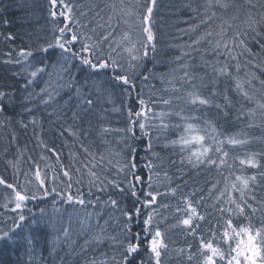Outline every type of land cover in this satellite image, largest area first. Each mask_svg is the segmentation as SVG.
Segmentation results:
<instances>
[{"label":"trees","instance_id":"16d2710c","mask_svg":"<svg viewBox=\"0 0 264 264\" xmlns=\"http://www.w3.org/2000/svg\"><path fill=\"white\" fill-rule=\"evenodd\" d=\"M64 1L68 4L70 0ZM72 1L75 3V10L76 8L79 9L76 10L75 13L72 12L75 15L71 16V18L76 17L75 19L80 22L79 25H84V27L80 26L81 29H77L78 35L80 33L89 35V33L92 32L91 30L95 28L93 37L97 39V32H105L107 29L98 27L97 25L105 24L106 16H108L107 13L110 8L109 6L116 4L120 0H104L106 2L104 6L98 5V0ZM142 1L144 3V0ZM205 3L206 0H156L151 22V24L153 23L156 49L154 53L149 50L153 55L147 63H149V65L151 64V67L153 63H158L159 66L157 68L152 67L148 74L142 71L138 73L140 76L136 77L138 74L135 75L134 83L136 84V88L132 95V101H130L131 98H128L125 92L123 93L124 100L127 98L130 101V107L137 108L139 106L138 103L135 107L133 105V102H137V94L142 98H146L143 95V93L145 94V90L143 87L141 88L142 83L148 88L149 95L154 97L153 100L159 101L161 97H171L172 105L174 106L185 102L187 94L186 88L191 87L192 84L195 85L194 91L199 90V92H205L208 90L210 92L212 87L210 82L204 80L205 71H214L216 66L219 67V64L223 65L226 59L223 55L217 56L212 51L211 46L204 44L202 47L207 49L206 52L197 51L192 53L191 57H185L180 61L176 60V57L180 55V49L176 46L188 40V37L184 35L182 30L199 21L204 12ZM230 3L237 6V8H229L227 12L213 9V11L217 12V19L213 23V28L218 30L217 25L222 22L219 17L223 16L224 20L233 25V28L227 29V24H225L228 35H232V33L237 30H244L247 27L245 23L247 17L244 12L246 0H230ZM253 3H255L257 7L252 9V11L257 14L256 18L259 19L260 15H264V7L261 6L264 5V0H253ZM96 4L101 14L100 11L95 9L97 7ZM81 9L84 10V12H82ZM55 10L59 12L63 9L59 10L57 7ZM102 10H105L106 13H103ZM237 10L239 13L238 18L232 20L231 16L236 14ZM51 11H53V7L50 0H0V92L7 94L3 100V103L6 104L5 111L0 113V177H3L10 183L18 184L19 186H23L26 180L31 181L28 187L35 189L38 181L35 179L33 173L38 167L42 176L47 174L49 177V186H55L58 191H61L67 189L66 178L59 175L58 180L52 181L51 177L61 173L62 164L72 176V188L68 190L75 196L77 194V189H79L84 198L86 197L85 192L90 188L89 181L93 178L88 176L84 181L82 172L85 170L83 168L89 169V167H92L93 163L98 162L96 158L93 160L91 156L84 153L81 144L87 147L91 153L93 150L97 153L101 152L102 150L100 147L103 146L105 142L108 143V145L113 144L110 138L106 137L105 132L101 134L102 126L108 125V129L111 131L121 130L123 127H120V124L123 122L124 115L121 116L123 117L121 121L118 114L115 116L105 111L107 106L103 101V97H109L110 93L109 98H111V100L115 99L117 97L115 91L118 85H112L114 87L112 88L111 83L104 80L101 85V91L98 94L93 87V81L96 78L94 76L93 81L91 80L90 83L87 84V86H90L85 88L82 86L84 88L82 91L85 93L91 91L94 104L100 103V106H94L93 104V108L98 112L91 111L88 114H84L81 111L85 105H82L79 98L75 96L73 99L69 100L68 97L64 94L57 93V91L54 92L52 96L54 98V96L58 94L60 97L45 103L44 101L48 98V95H45V93L43 95H37L40 86L42 83H45L43 76L40 75V77L34 79L31 84L27 83L28 80L32 79L29 76V72H31L32 69L40 67L41 61L44 63L41 57L42 53H38L37 49L41 45H46L48 42L54 40L55 35L51 33L59 37L60 34H57V29L64 26V24H61V26L58 24L59 21H63V18L59 15L55 18L52 17L50 14ZM82 13H85V15H82ZM96 13H99V16H97ZM109 13L112 14L111 11H109ZM101 17H103V19H101ZM260 29L262 33H264V22L261 23ZM118 31L119 28H116V32L113 33V35L117 36ZM10 36L12 39H9ZM257 39H260V37ZM107 43L108 42L105 41L102 45L105 53L108 52ZM246 43L255 55L249 56L245 53L243 56L239 57L241 65L239 72H237L235 68L236 61L228 60V70L231 75L222 76L224 80L222 81L227 88L221 87L216 91L220 95L216 96L218 97L216 103L222 106L225 105L224 97L227 96L231 99V107H220L221 109L216 107V110L214 109L213 112L207 107V109L203 111L202 119L205 122L210 120V122L217 124L222 138L238 137V139H246L248 141L243 147L248 148V150L254 153L251 156H255L260 167L253 168L254 170H247L245 171L246 175H243L250 177L254 175V173H258L255 183L252 185L250 182V191H246L244 195L245 201L253 204V206L257 208V212L250 214V210L246 209L245 215L250 214L252 224L259 227L261 222L264 221V212L261 211V209L264 208V175H261V173H264V134H262L264 130L258 127L259 124L257 122L259 120L256 119L254 121V118H250L247 114L243 115V118H239L238 123L231 120V117L235 116L241 108L249 109V106L244 104V102L238 106L233 103V98L238 102H242L241 100L243 99L235 90V81L233 77L240 78V74L245 70L244 68L247 66L252 67V64L258 63L257 65H260V67L264 66V51L252 41L251 36H249ZM22 49L32 50L34 55L27 59H23L19 55ZM237 51L240 50L237 49ZM217 61H219V63H217ZM247 61H251V63H247ZM145 62L146 61L143 59L137 62V67L134 71L138 70ZM185 62L188 63L189 67L187 69H182L183 67H181V65ZM125 63L123 59L121 64L124 66ZM200 63L204 64L203 67L200 66ZM25 69H27V71ZM177 69H179L177 74L170 73ZM242 69L244 70L241 71ZM185 71H187L190 76L194 77L192 84L185 83L180 79ZM102 72L109 71L102 70L99 74ZM212 74L215 76L217 75L215 71ZM145 76L147 79H144ZM259 76L264 80V73H259ZM161 77H164V79H161ZM172 77H175L172 83H174L177 88H180V92H173L170 90L168 79ZM165 88H169V91H165ZM245 88L250 92L252 91L248 85ZM256 98H260L258 92H256ZM153 100L146 102H152ZM249 105L252 104L250 103ZM123 106L124 105L121 104L119 108L122 109L121 112L124 113ZM225 112H227V115H225ZM73 113H77L79 118H74ZM219 113H221L223 117H221ZM213 114H215L217 118ZM116 121H119V123L110 124ZM100 122L102 124H100ZM245 122H251V125L244 124ZM126 126L127 124L125 128ZM69 129H71V132L78 133L79 138L72 135ZM98 130L100 131L98 132ZM139 132L140 131L136 129V143L140 144L139 147L142 150L145 147L149 149V137H144L143 134H138ZM206 143H208V141H206ZM222 148L224 151L234 156H240L241 154L238 145L228 146L225 144ZM49 149H54L55 153L49 151ZM150 149L154 151L156 149L155 145L154 147L152 146V141ZM55 154H59V162L56 160ZM135 154L138 155L135 164L139 167L137 168L138 173L136 175L141 177L139 182L133 179V183H138L135 189L137 192L136 197H133L131 195V189H127L126 187L124 193L122 192L123 195L122 193L117 194L116 197L111 195L105 200H100L109 202L111 199L118 202V206L113 207L115 210L112 212L108 211L104 214L101 211V203L94 201L95 199L92 200L95 202L94 206L93 203L91 205H84V207L79 204L70 203L71 205L68 208L70 210H67V208L61 210L67 211L65 213L70 211L71 215H74L76 210H79L80 213L86 210L85 219L90 220L89 218L96 215L99 219H102L99 221L98 226L91 225L85 232H82L79 224L72 222V220H66L62 228L60 227L61 222L56 223V226L49 222L53 217L50 212L56 214L62 207V203L65 202L61 199L59 203L50 198L30 201L22 212L25 216V220L20 222L17 216L20 213L18 211H10V209L14 207V203L10 202L11 197L7 199L5 194L1 192L8 191L7 195L9 196L11 195V190L0 185V234L9 232V235L12 237V239L0 240V264H88L93 257L98 260L107 257L108 264H115L111 258L115 256L116 261L122 260L123 255H126L124 252L126 244L128 243L126 236H131L132 242H135V233H140L141 247L137 253H133L128 257V264H155L152 254L146 246V241L143 239L145 236L143 220L146 218L150 209L145 207L142 201L145 199L144 193L153 191V181H156L157 178L155 176L156 169L158 168L160 172H164L162 169L163 161H156L152 157V154L149 155L147 153L146 157V153L144 154L143 152ZM210 155L213 156V154ZM213 157L215 158V156ZM144 162L147 165L151 162L153 165L151 170L147 166L140 167L142 165L141 163ZM13 164L15 168L12 167ZM105 166H107V164H105ZM77 169H79V171H77ZM184 169L187 168L181 166L175 167L169 164L170 178L174 180L178 177L177 175L180 174L179 172H184ZM225 170L226 168H218L215 165L208 167L206 165H200L197 167V170L187 172V174L182 177L179 176L176 180L172 181L170 183V190L165 192L158 191V193H167L166 195H159L156 204L151 206L154 217L153 224H158L160 230L164 233V240L167 244V248L162 249L160 264H197L199 259L197 256L198 245L201 237H203L204 241L211 240L214 244H219V238L224 228L225 219L231 218L233 225H240L248 222L244 219V216H238L235 213L230 214L227 211L228 208L232 207L231 204L226 203L228 197L224 201L222 207H216L219 202L216 200V196L221 189L220 187L213 189L214 184L212 181L215 180L209 182V180H205V176L209 172L214 175L215 172H218V175L225 174L223 173ZM111 172L112 171H110L108 175ZM25 173H27V175H25ZM150 175L152 187L148 188V177ZM100 176V179L105 182L104 175ZM77 180L80 181L79 184L76 183ZM61 181H63V183ZM108 182H111V180H108ZM171 189H175L176 195L171 194ZM153 192L157 193L155 191ZM112 193L113 191L111 190V194ZM239 196L240 194L234 195V198L237 199L238 202ZM137 197H139V200ZM252 197H255V199H252ZM84 199L86 202L88 201L87 198ZM187 200H191L198 213L204 216V220L199 221L195 218L193 219V225H199V227H195L196 235H192L188 229L182 228L177 232V236L175 237L168 229L172 228L175 224L181 225L179 221L187 215L183 210ZM4 205L7 206L5 207ZM138 207L140 208V216L138 218L133 216L132 221L128 222L124 213H134L135 209ZM220 208H224L225 211L221 213L218 211ZM40 209L44 210L39 213L38 210ZM5 212L10 213L14 217ZM33 213H35V219L29 220V215ZM161 216H165L166 218H160ZM162 219L164 220L161 222L160 220ZM44 221H48L50 224L47 225L48 223ZM16 223H19L20 227L12 230ZM129 223L131 227L130 234L125 231V226ZM66 227L69 230V238L67 239L63 235V231ZM101 229L104 230L106 236L114 237L115 239H105L102 244L91 243L86 247V250L82 251L81 246L85 244V240H90L91 237ZM213 234H215V238H213ZM27 237H31L32 239L31 246L28 244ZM55 237L60 238L59 242L53 243ZM71 241H75V244H72ZM221 246L227 247L223 244H221ZM181 249L183 252L180 251ZM189 252L193 254L194 258L192 261L187 259Z\"/></svg>","mask_w":264,"mask_h":264},{"label":"snow or ice","instance_id":"6c2138e0","mask_svg":"<svg viewBox=\"0 0 264 264\" xmlns=\"http://www.w3.org/2000/svg\"><path fill=\"white\" fill-rule=\"evenodd\" d=\"M50 3L53 7V11H51L52 17H63L65 21L71 22V14L73 12V8L69 6V4L65 3L64 0H50ZM61 5L63 10L57 12L55 9L57 5ZM156 5V0H144L143 12L140 14L139 24L141 26V32L143 33V39L139 38V33L136 34V38L133 36L132 25L129 24L128 19L124 17H129L133 15V12L130 9H121V18L119 20L116 19L115 16L110 15L108 19L105 21L107 24V29L104 34L101 35L98 39H94L92 35H84L83 33L77 34L76 31H73L72 28L69 27V23H65L63 27L57 29L59 32V37L56 38L52 42H48L46 45H41L38 49V53L44 54L43 59H47L50 55V50L59 49V60L64 62L76 61L79 63L81 67L89 69L92 73H100L103 71L111 72V79L115 81L118 86H120L123 91L127 94L128 98H131L133 92L136 88L135 80V68L137 67V62H139L143 57H147L149 55V50L153 53L155 52V35L152 31L151 27V18L154 7ZM264 7V5H261ZM257 5L253 3V0H246V7L244 9L246 15V25L247 27L244 30H237L232 33V35H228L227 29L233 28L231 23L223 19V16L219 17L222 21L217 25V29L213 28V23L217 19V12L213 11V9H219L224 12H227L229 8H237L234 4L230 3V0H206L204 5V12L202 13L199 21L197 23L189 25L186 29H183L182 32L184 35L188 37V40L181 45H177L180 49V55L176 57L177 61L184 59L185 57H191L192 53L201 51L206 52L207 49L203 48L204 44L211 46L212 51L217 55H223L226 59L222 66L214 68L217 76H230L229 65L227 63L228 60L236 61L235 68L236 71L240 70V62L239 57L243 56L247 53L249 56H254L255 54L252 52L251 48L248 47L246 41L249 36H251L252 41H254L258 47L264 51V33H262L260 29V25L264 22V15H260L259 19L256 18L255 13H253L252 9H255ZM113 11H115V5H112ZM238 10L237 13L231 16L232 20H236L238 18ZM85 15V13H82ZM99 16V13H96ZM103 19V17H101ZM77 25L80 22L77 20L75 22ZM120 24L128 25V30L121 28V34L117 37L114 36L113 33L116 32V28L120 27ZM225 24H227V29L225 28ZM84 27V25H80ZM98 27L104 28V24H98ZM93 33L95 32V28L91 30ZM260 37V39H257ZM9 39H12L10 36ZM182 39V37H181ZM107 41L108 52L105 53L103 50V42ZM117 49H121L122 53H127V61L126 67L118 62L112 56L113 52H116ZM239 49L240 51H237ZM20 57L23 59H27L28 57H32L34 55L32 50H21L19 53ZM219 63V61H217ZM247 63H251V61H247ZM48 65L41 61V66L37 67L34 71L29 72V76L31 78L37 77L39 73L45 72ZM52 67L55 69L56 64H53ZM181 67L187 69L189 67L188 63L185 62ZM255 67H260V65H255ZM27 71V69H25ZM61 71H67V68L64 65H61ZM264 71V69H262ZM247 79H241L239 77H233L235 84V90L238 94L243 97L247 101H254L256 104V108L249 109L247 115L249 117H254L256 115V110H261V116H264V80H259L254 72L248 73ZM194 77L190 76L187 71L184 72L183 76L180 77L185 83L192 84V80ZM144 79H147L145 76ZM164 79V77H161ZM168 79V84L170 85V90L173 92H180V88H177L172 80ZM253 80H258L261 88L257 90L253 85ZM33 82L32 79L28 80L27 83L31 84ZM103 81H93V87L95 91L99 94L101 91V85ZM248 85L251 88V92L245 88V85ZM64 85H61L63 87ZM69 88L74 89L75 96L79 98L82 105H85L81 109L84 114H88L93 110L94 99L92 98V92L88 91L87 93L82 91V86L76 81L75 77H72L71 80L67 83ZM83 87H87V81H85V85ZM195 88V85H193ZM165 91H169V88H165ZM260 91V98H256V92ZM217 93L213 90L212 95H216ZM6 93L0 92V113H3L6 108V104L3 103L4 97ZM110 97V93H109ZM53 99V96L49 94L48 98L44 101L45 103L50 102ZM137 103L139 105V110H133V108H127V126L123 131H126L130 137L135 138L136 129L139 128L141 133L144 136L149 137L148 147L151 148V128L159 127L160 129L166 130L169 128V123L167 122V118L171 117L173 114L178 116L180 120L184 123L182 125V134L176 140L171 141V145L174 148H179L180 152H186L187 156L181 159V164L187 163L192 167H199L200 165L212 166L215 165L218 168L223 167L226 163V158L228 157V152L224 151L222 145L225 143L224 140L217 139L216 129L209 125L208 129H204V134H201V129L198 125L191 123L192 119L195 117L185 116L182 111H173L172 109V98H163L161 97L158 101L165 107L161 110L154 111V103H148L143 99L139 94L136 96ZM225 105L216 106L220 107H231V99L227 96L224 97ZM186 102L191 105H201V106H209L212 101L210 98L202 96L197 91H189L186 94ZM227 115V112H225ZM74 118H79L77 113H73ZM158 121V124H150L149 121ZM34 123V121H33ZM71 132V129H69ZM102 132H109L110 129L102 127ZM72 135L77 136L79 138V134L76 132H71ZM206 139L208 143H206ZM248 141L245 139H236L235 137L228 138L227 144L236 146V145H244L247 144ZM81 148L88 156H91L93 160H95V156L93 153L89 152L88 148L81 144ZM135 149H133L134 151ZM55 153L54 149H49ZM218 153L219 157L214 158L211 153ZM56 155V160L59 162V154ZM43 158V157H42ZM104 157L101 156L100 160L103 161ZM241 165H248L252 168L260 167L259 163L255 159V156H250L247 160L240 159ZM11 163V162H10ZM128 165H126L127 167ZM15 168V165H12ZM87 167V166H86ZM96 164H92V168H95ZM131 168H135V163H131ZM149 169L153 167L151 162L147 165ZM61 173L54 175L51 177L52 181H56L59 179V175H62L66 178L67 181V189L58 191L57 187L49 186L48 180L49 177L47 174L44 176L41 175L40 169L37 167L33 173L35 179L38 181L35 189L28 187L31 184V181L26 180L23 186H19L18 184H13L6 181L3 177H0V185L5 186L7 189L11 190V203H14V207L12 211H18V220L23 222L25 220V216L22 214L23 209L28 205L30 201H35L38 199H46L49 196H53L55 198H59L64 200L66 203H75L81 206L85 205L86 201L83 198L80 190L77 189V194L74 196L71 191L68 189L72 188V176L70 172L64 168L61 164ZM79 171V169H77ZM123 171V169H121ZM27 175V173H25ZM88 175L93 179L89 181L90 188L89 193L91 194V187H96L97 191L103 192L105 189L104 181L100 179L99 175L95 171L89 170ZM264 175V173H261ZM134 179L136 182L141 180V177L135 175L133 173ZM106 179V178H105ZM149 183L148 188L152 187L151 183V175L148 177ZM236 181L231 184V190L234 192H239V202L237 199L233 198L231 195L228 196L226 203L234 205V207L228 208L227 211L231 213H235L238 216H244V219L247 220V223H242L240 225H233L232 219L228 218L224 220V228L222 234L220 236V243L214 244L211 240L204 241L203 237L200 239V243L198 245L197 256L199 257L197 264H264V221L261 222L260 226L257 227L252 224L250 219V214H254L257 212V208L253 206V204L247 203L244 199V195L246 191H250L249 185L251 183H255L256 176L252 175L250 177L237 176ZM63 183V181H61ZM77 184L80 183L79 180L76 181ZM116 187L119 191L123 192L124 189L120 188L119 184L112 181L110 182ZM239 185V187H238ZM138 183H133L129 181V188L131 189V195L133 197L137 196L136 188ZM216 186L213 185V188ZM228 186L226 185L223 190H221L217 196V201L220 200L225 194L228 192ZM167 193H154L153 191H147L144 193L145 199L142 201L143 205L150 209L146 218L143 220V230L145 232V236L143 239L146 241V246L152 257L155 261V264H160V257L162 254V249L167 248V244L164 240V233L160 230L158 224H153V210H151V206L156 204L157 197L159 195H166ZM171 194L175 195V189H171ZM139 200V197H137ZM255 199V197H252ZM96 201H99V197L96 198ZM88 203L95 202L88 201ZM109 203L111 206L116 207L117 202L115 200H110ZM5 207L7 205H4ZM249 209L250 214L245 215V210ZM187 215L185 218H182L179 221V224L183 225L186 229L190 231V234L196 235L195 227H199V225H193V219L202 221L204 220V216L198 213L196 207L193 206L191 200H187L185 203V208L183 209ZM43 211V210H42ZM221 213L225 211L224 208L218 209ZM264 212V208L261 209ZM128 222H131L133 216L137 218L140 216V208H136L134 213H124ZM84 224H88V220L83 221ZM20 224L16 223L13 226L15 228H19ZM126 233H131L130 223L125 226ZM64 237L69 238V230L67 228L63 231ZM213 238H215V234H213ZM12 239L9 235V232H3L0 234V240ZM28 244L32 245L31 237L26 238ZM59 237H55L53 243L59 242ZM105 239H115L114 237H108L105 235L104 230L96 232L90 240H85V244L81 246V250H86V247L91 243L102 244ZM128 239V243L124 249L126 255H123L122 260L116 261V257L113 256L111 259L115 262V264H128V257L133 253H137L141 247V236L140 233L134 234L135 242H132L131 236H126ZM72 244H75V241H71ZM221 244L226 245L227 247H222ZM183 252V250H180ZM193 254L189 252L187 259L189 261L193 260ZM88 264H108V259L105 257L104 259H97L93 257Z\"/></svg>","mask_w":264,"mask_h":264},{"label":"rangeland","instance_id":"374dc122","mask_svg":"<svg viewBox=\"0 0 264 264\" xmlns=\"http://www.w3.org/2000/svg\"><path fill=\"white\" fill-rule=\"evenodd\" d=\"M68 4H69V6H71L73 8V13H75L76 10L79 9V8H76V10H75V6H74L75 3L72 0L68 1ZM97 4L104 6L106 4V2L104 0H101V1L98 0ZM97 4H96L97 7L95 9L100 11ZM113 5H115V11H113L112 6L110 5L109 6L110 8H109L108 13H107L108 16H106V20L108 19V17L110 15L115 16L116 19L119 20L121 18V9L122 8L126 9V10L130 9L133 12V15L129 16V17H124V18L128 19L129 24L132 25L134 38H136V34L139 33V38L143 39V33L141 32V26L139 24L140 14H142V12H143V5H144L143 1L142 0H124V1L120 0L116 4H113ZM57 7L59 8V10L63 9L62 6H59V4L57 5ZM81 11L84 12V10H82V9H81ZM109 11H111L112 14L109 13ZM102 12L106 13L105 10H102ZM73 13L71 14V16L75 15ZM100 14H101V11H100ZM153 14H154V10H153L152 15ZM75 18L76 17L71 18L70 23L68 21H65L63 18V21H59L58 24H59V26H61V24L69 23V27L72 28L73 31H76L78 34L77 29H81V27H80V25H77L75 23L77 21ZM151 22H152V18H151ZM104 25H105L104 29H106L107 24H104ZM152 25H153V23L151 24L152 31H153ZM117 28H119L118 35H117V37H118L121 34V28L128 30V25L120 24V27H117ZM94 33L91 32V33H89V35L94 36ZM51 34L55 35L54 40L56 38H58V36L56 34H54V33H51ZM57 34H59V32H57ZM103 34H104V32H102V31L97 32L96 38L98 39V37H100ZM112 55L115 59L118 60L119 63H121L123 61V59L125 62L128 59L127 53H122L121 49H117V51L114 52ZM152 55H153V53L149 52V55L147 57L142 58L146 62L138 70L135 71V75L138 73H141L142 71L145 74H148L152 67L157 68L159 66L158 63H153L152 67H151V64L149 65V63H147L148 61H150ZM43 56H44V54L41 55L42 59H43ZM48 58H47L48 60L43 59L44 63L48 65L45 72L39 73L37 75V77L32 78V80H34V79L40 77V75L44 77L45 83H42V85L40 86V89H39V93L37 95H43L45 93V95L49 96V94L53 95L54 92L57 91V93L64 94L66 97L69 98V100L73 99L75 97L74 89L69 88L67 86V83L71 80L72 77H75L76 81L81 86L85 85V81H87V84H89L91 80L93 81V76L96 77L94 81H104L105 80L106 82H110L111 86L115 85V84L118 85L115 81H113L110 78L111 72H102L101 74L92 73L89 69L81 67L79 65V63L76 61H71V62L66 63L64 61L59 60V49L51 50ZM263 58H264V56H263ZM258 59H259V57H258ZM53 64H56L55 69L52 67ZM62 64L64 65L65 68H67V71H61V65ZM257 64L258 63L252 64V67L247 66L244 68L245 70L242 69L241 71H243V70L244 71L242 72V74H240V78L241 79H247L248 78L247 74L254 72L256 74V76L259 78V80H262L261 77L259 76V73H262V74L264 73V71H262V69H264V66L256 68L255 65H257ZM203 65H204L203 63H200L201 67H203ZM124 66L126 67V63L124 64ZM220 66H222V64H219V67ZM216 68H217V66H216ZM182 69H184V68H182ZM34 70L35 69H32L31 71H34ZM258 70H259V72H258ZM209 71L210 72L205 71L204 80L210 82L211 87L213 89L211 88L210 92L208 90L205 92H199V90H197V92H199V94H201L202 96L211 98L210 100L212 101V103L209 106H201L199 104L191 105V104L186 102V97H185V102L183 104H180V105L176 104L175 106L172 105V109L174 112L175 111H182L185 116L195 117V119H192L190 122L199 126V128L201 129V134H204L203 130L208 129L209 125H211L212 127H214L216 129V133L218 134L217 139L218 140H224L225 143L223 145L226 144L228 146H232V145L227 144L228 137L222 138V135H220L221 132L219 131V127L217 124H214V122H210V120L205 122L202 119L203 118V111H204V109L206 110L207 107L210 108L212 110V112L214 109L216 110V107H217L216 105L218 104V103H216L217 98H218L216 96L219 95V93L216 92L217 89L218 88L220 89L221 87H223L225 89L227 88L225 83H223L224 80H223L222 76H217V75L215 76L212 74L214 72L213 70H209ZM178 72H179V69L174 70L170 73L177 74ZM99 75H101V76H99ZM97 76H99V77H97ZM138 76H140V74H138L136 77H138ZM61 85H64V86L61 87ZM193 85L194 84H192L191 87L186 88L187 92L194 91ZM253 85L255 86V88L257 90H259L261 88L258 80H253ZM89 86L90 85H88L87 87H89ZM246 86H247V84L245 85V87ZM142 87L145 90V94L143 93V95L146 97L143 99H145V101L153 100L154 97L149 95V90H147L148 88L145 86L144 83L141 84V88ZM84 88L82 87V89H84ZM112 88H114V87L112 86ZM213 90H215V92L217 93L216 95H212ZM153 91H155V90H153ZM115 92L117 93V97L113 100H111V98H109L108 96L103 97V101L107 106L106 110L105 109L104 110L107 113H110V114L115 115V116L118 114L119 119L121 121H122V118L124 117L123 122H121L122 124H120V127H123V128H121V130H118V131H114V130L111 131L110 130L109 132H105L106 137L110 138V140L112 141L113 144L108 145V143L105 142L103 144V146L100 147V149L102 150L101 152L97 153L94 150L92 151V153L94 154V156L98 162V163H95L96 164L95 168L89 167V169H86V168H83L82 164H81V167L85 170L82 172V178L84 181L89 176L88 175L89 170L95 171L99 175L100 178H101L100 175H104V180H105L104 191L99 192V191H97L96 187H91L92 188L91 194L89 193V189H88L85 192L86 197H84V198H87L88 201L89 200L92 201L94 199H95L94 201H96V198L99 197L98 202L101 203V211L104 214L108 211L112 212L115 209H113V206H111V204L109 202L100 201V200H105L107 197H110L111 195L116 197L117 194L122 193L116 187H114L112 183L108 182V180H111V182L114 181L117 184H119L120 188H123L124 191H125L126 187H127V189H129V181L133 182V179H134L133 173H135V175H136L138 173L137 168H139L137 166L135 168L130 167L131 163H133V162L135 163V160L138 159V155L135 153H140V152H143L144 154L146 153L145 157H146L147 153L149 155L152 154V157L156 161H163L162 162L163 163L162 169L164 172L162 173V172H160V170L158 168L156 169V175L155 176L157 178H156V181H153L154 182L153 191H155V192H158V191L165 192V191L170 190V185H171L170 183L172 181L176 180V178H178L179 176L182 177L183 175L187 174V172L197 170V167L194 168V167L188 165L186 162L181 164V162H180L181 159L183 157H186L187 153L186 152L182 153V152H180L178 147L174 148L171 145V141L178 139V137L182 134V125L184 122L182 120H180V118L178 116L173 114L171 117L167 118V122L169 123L170 126L166 130L160 129L159 127H154V128L150 129V131L152 132V136H151L152 146L153 147H154V145L156 146V149H155L156 152L154 150H151L150 148L148 149L146 147L142 150L139 147L140 144L136 143L137 142V137H136L137 134L135 135V138H132V137H130V135L126 131H123L125 129V125L128 123L127 108L130 107L129 103H130V101H132V97H131L130 101L127 98H126V100H124V95H123L124 91L120 86L117 87ZM257 92L259 93V95H261L260 91H257ZM58 97H60V95L57 94L54 96L53 99L55 100ZM241 101L242 102H238L235 98H233V103H235L237 106L240 104H243V102H244V104L249 106L248 107L249 109L256 108V104L254 101H247L244 98ZM148 103H154V111H157V112L165 107L164 105H162L161 103H159L158 101H155V100H153L152 102H148ZM250 103L252 105H249ZM121 104L124 105L123 106L124 113L121 112L122 109L119 108V105H121ZM133 105L135 107V105H137V102L136 101L133 102ZM94 106H100V103H95ZM131 108H133V107H131ZM249 109L241 108L237 112V114H235V116L231 117V120H234L235 123H238L239 118H243L242 116L247 114ZM133 110L134 111L139 110V106L137 108H133ZM92 111L98 112L94 108ZM260 112H261V110L257 109L256 115L254 117H250V118H254V121L256 119L259 120L257 122L259 124L258 127H261V129L264 130V121H263L264 116H261ZM221 113H219V115L221 117H223V115ZM213 115L217 118V116L215 114H213ZM121 116H123V117H121ZM118 123H119V121L111 122L110 124H118ZM149 123L150 124H158V121H151L150 120ZM100 124H102V123L100 122ZM244 124L251 125V122H245ZM102 127L108 128V125H103ZM220 127H221V125H220ZM137 129L139 130V128H137ZM99 131L100 130H98V132ZM102 133L103 132L101 131V134ZM115 134H117V135H115ZM138 134L141 135L142 134L141 131ZM262 134H264V133H262ZM235 138L238 139V137H235ZM206 141H208V140L206 139ZM223 145H222V147H223ZM238 146L240 147V150H241L240 156H238V155L234 156V155H231L230 153H228V157L226 158L225 166H223L224 168H226V170L223 171V173H225V174L218 175V172H215V175H214L213 173L209 172L205 176V180H209V182L212 180H215V181H212V183L216 187H220L221 190H223L226 185L228 186V189H229L228 192H225L224 196L222 198H220L221 200H219L216 207H222L224 201L227 199V197L229 195H231L234 198V195L240 194L239 192L232 191L231 187H230L232 183L237 182L236 181L237 176H243L244 174L246 175L245 171H247V170H251V169L254 170L252 167H249L246 164L241 165L239 162L240 159L247 160L254 153L252 151L248 150V148L243 147V146H245V144L244 145H238ZM133 149H135V150L133 151ZM211 154H213V156H215V158L219 157L218 153L213 152ZM241 155H242V157H241ZM101 156L104 157L103 161L100 160ZM105 164H107V166H105ZM141 164L142 165L140 167L147 166V164L145 162L141 163ZM169 164H171L172 166H175V167H178V166L186 167L187 169H184V172H179L180 174L177 175L178 177H176L174 180H172L170 178V175H169L170 174L169 173L170 172ZM126 165H128V166L126 167ZM121 169H123V171H121ZM110 171H112V172L108 175V173ZM193 174H191V175H193ZM254 175L256 176V178L258 177V173H254ZM244 177H247V176H244ZM258 180H259V178H258ZM252 185H253V183H252ZM238 187H239V185H238ZM249 188H250V186H249ZM111 190L113 191L112 194H111ZM124 191H123V193H124ZM1 192L5 194L7 199H10V197L12 199L11 195H9V196L7 195L8 191H1ZM123 193H122V195H123ZM218 194L219 193H217V196H218ZM47 198H50L57 203H59L61 201L59 198L54 199L53 196H49ZM87 202L85 203V205H91L92 204V203L88 204ZM70 205H71L70 203L64 202V203H62V205H61L62 207L56 212V214L54 212H50V214L53 215V217H52V219L49 220V222L53 225L55 224L54 226H56V223L61 222L60 227L62 228V225L64 224V222L66 220H70V221L72 220V222L79 224L80 230L82 232H85V230L89 229L91 225L98 226L99 221L102 220V219H99V217L96 215L92 218H89L90 220L87 219L88 224H84L83 221L86 220L85 219L86 213H87L86 210L83 213H80L79 210H76V213L74 215H71L70 211H68V213H65L67 211H61L64 208H67V210H70V209H68L70 207ZM117 206H118V202L116 204V207ZM83 207H84V205H83ZM232 207H234V205H232ZM11 210L12 209H10V211ZM42 210H44V209H40V210H38V212L41 213ZM5 213L10 214L8 212H5ZM34 216H35V213H33L32 215H29V217H28L29 220H34L35 219ZM12 217H14V216H12ZM160 218L165 219L166 217L161 216ZM164 219H162L160 221L162 222ZM44 222L48 223V221H44ZM50 223H48L47 225H49ZM182 228H185V227L183 225L175 224L172 228H169L168 231H170L171 234H174L176 237L177 232L179 230H181Z\"/></svg>","mask_w":264,"mask_h":264},{"label":"bare ground","instance_id":"6f19581e","mask_svg":"<svg viewBox=\"0 0 264 264\" xmlns=\"http://www.w3.org/2000/svg\"><path fill=\"white\" fill-rule=\"evenodd\" d=\"M1 261V260H0Z\"/></svg>","mask_w":264,"mask_h":264}]
</instances>
